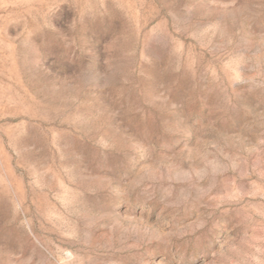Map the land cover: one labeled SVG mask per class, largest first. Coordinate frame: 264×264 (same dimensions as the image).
Returning <instances> with one entry per match:
<instances>
[{"label":"rangeland","instance_id":"374dc122","mask_svg":"<svg viewBox=\"0 0 264 264\" xmlns=\"http://www.w3.org/2000/svg\"><path fill=\"white\" fill-rule=\"evenodd\" d=\"M0 264H264V0H0Z\"/></svg>","mask_w":264,"mask_h":264}]
</instances>
